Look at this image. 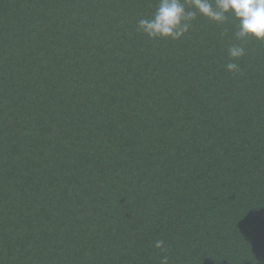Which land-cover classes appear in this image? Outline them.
Segmentation results:
<instances>
[{
  "label": "trees",
  "instance_id": "trees-1",
  "mask_svg": "<svg viewBox=\"0 0 264 264\" xmlns=\"http://www.w3.org/2000/svg\"><path fill=\"white\" fill-rule=\"evenodd\" d=\"M157 5L0 0V264H264V42Z\"/></svg>",
  "mask_w": 264,
  "mask_h": 264
},
{
  "label": "clouds",
  "instance_id": "clouds-1",
  "mask_svg": "<svg viewBox=\"0 0 264 264\" xmlns=\"http://www.w3.org/2000/svg\"><path fill=\"white\" fill-rule=\"evenodd\" d=\"M199 17L217 25H224L230 18L236 22L231 39L238 43L228 47L225 65L233 75L242 71L239 60L246 55L245 43L250 39L264 42V0H158L152 15L137 21L136 31L153 40H179ZM224 35L221 33V37ZM163 244H155L162 253L160 264H169L168 249Z\"/></svg>",
  "mask_w": 264,
  "mask_h": 264
}]
</instances>
